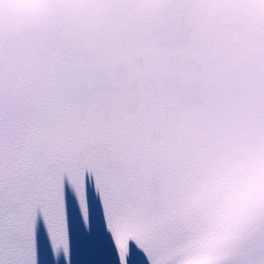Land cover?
<instances>
[{"label": "snow or ice", "instance_id": "obj_1", "mask_svg": "<svg viewBox=\"0 0 264 264\" xmlns=\"http://www.w3.org/2000/svg\"><path fill=\"white\" fill-rule=\"evenodd\" d=\"M0 264H264V0H0Z\"/></svg>", "mask_w": 264, "mask_h": 264}]
</instances>
